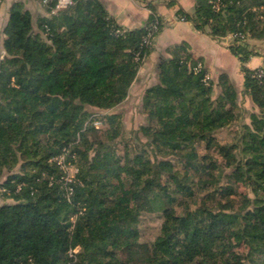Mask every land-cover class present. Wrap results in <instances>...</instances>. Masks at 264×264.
Here are the masks:
<instances>
[{"label": "trees", "instance_id": "obj_1", "mask_svg": "<svg viewBox=\"0 0 264 264\" xmlns=\"http://www.w3.org/2000/svg\"><path fill=\"white\" fill-rule=\"evenodd\" d=\"M71 1L35 19L17 1L7 14L0 197L10 202L0 205V264H264V76L245 67L255 55L249 40H264V0H194L192 14L175 13L214 40L230 38L256 108L248 122L228 76H218L214 97L182 43L160 59L158 81L140 99L145 142H125L120 155L95 135L87 109L104 112L106 142L118 139L123 126L111 112L164 23L148 4L143 26L127 30L100 0ZM58 156L76 168L70 182L51 162ZM145 212L161 218L150 242L139 241Z\"/></svg>", "mask_w": 264, "mask_h": 264}, {"label": "crops", "instance_id": "obj_2", "mask_svg": "<svg viewBox=\"0 0 264 264\" xmlns=\"http://www.w3.org/2000/svg\"><path fill=\"white\" fill-rule=\"evenodd\" d=\"M17 1L24 2L26 9L31 12L34 19L39 16H46L45 8L38 1L3 0L0 6V52L2 50L3 29L7 23L8 11L12 4ZM100 1L104 4L109 17L127 30H134L143 26L151 11L148 4L152 6L153 11L161 17L164 23L161 32L155 39L152 52L139 69L136 79L128 90L126 100L119 107L127 103L133 105L134 102H137L139 111L140 99L144 91L158 81L157 66L160 59L170 58L171 49L185 43L187 45V52L192 58L201 61L210 79L214 82V97L219 93L217 84L218 76L220 74H226L238 92V103L242 114V122L247 123L249 114L256 112V108L252 104L250 97L243 92L241 64L228 50L226 41L214 40L206 32L196 30L192 23L180 21L176 18L175 13L178 8H181L188 14H192L194 11V0ZM254 52L255 55L245 64V67L250 70L256 69L264 64V52L258 48Z\"/></svg>", "mask_w": 264, "mask_h": 264}, {"label": "rangeland", "instance_id": "obj_3", "mask_svg": "<svg viewBox=\"0 0 264 264\" xmlns=\"http://www.w3.org/2000/svg\"><path fill=\"white\" fill-rule=\"evenodd\" d=\"M249 43H250V47L252 48V50H253V48L254 49L258 48V49H261L262 52H264V41L260 42V41L249 40ZM257 45H260V46H257ZM0 54H1V52H0ZM87 111H88V113L96 114L99 119L104 114V112H101V111L93 109V108H88ZM111 113H115V114H118L120 116V121H121V124L123 126L122 134L114 142H106L105 141L104 136H103V131H105L106 126L105 125L103 126L101 120H100L101 124L98 125V128H95L93 126L95 129H98V133L97 134L95 133V135L98 136L101 141H103V143H104V145H106V147H112L120 155V153L124 147L125 142L130 143V144H132L134 142L136 143L138 140H139V142H142V143L145 142V139L140 134H137L138 127L144 123V117L138 111L137 102H134L133 105L131 103H127L126 105H124L122 107L116 108ZM243 121H244V119H243ZM232 131L233 130L231 129V131H228V132L232 133ZM218 137H219L218 140H220L221 142H224L228 138V136H225V135H222V136L219 135ZM89 141L90 142L94 141V135H89ZM204 146L198 147V152L200 154L204 153V151H205ZM214 152H215V150H214ZM17 169L18 168H16L14 171L17 172ZM167 179H168V177H164L163 181H165ZM237 190L238 191H245L246 189L242 185H238ZM8 202H10V201H7V200L0 197V205L3 203H8ZM160 221H161L160 213H157V212L142 213L141 216L139 217V222H138L139 241H141V242L152 241L158 232Z\"/></svg>", "mask_w": 264, "mask_h": 264}, {"label": "built area", "instance_id": "obj_4", "mask_svg": "<svg viewBox=\"0 0 264 264\" xmlns=\"http://www.w3.org/2000/svg\"><path fill=\"white\" fill-rule=\"evenodd\" d=\"M40 5L44 8H48V6L50 4H52L49 14L54 15L57 12H59L60 10H63L67 7H69L72 4L71 0H40ZM150 29H154L155 28V24H152L149 26ZM149 29V30H150ZM118 33H123V31H117ZM151 35L150 33H148L146 35V37H144L143 39V44L148 45L150 42ZM226 41V46L230 45V38H226L223 39ZM202 68L201 64H198L195 68L194 71H199ZM256 75L257 77H262L264 76V67L260 66L258 68H256ZM210 80V76L208 73L205 74L204 76V81H208ZM104 115V114H103ZM90 121H92V124L95 128H98V125L101 124L100 119L98 118V116L96 114H93L90 117ZM51 162L55 163L56 166L62 171L63 173V180L65 182H70L73 178L74 173L76 172V168L71 164L70 161H65L63 156H58V157H54L53 159H51Z\"/></svg>", "mask_w": 264, "mask_h": 264}]
</instances>
